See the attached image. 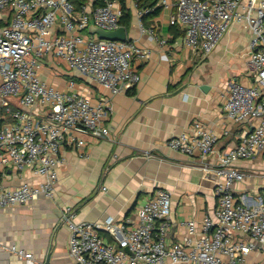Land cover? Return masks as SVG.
<instances>
[{
  "label": "built area",
  "instance_id": "1",
  "mask_svg": "<svg viewBox=\"0 0 264 264\" xmlns=\"http://www.w3.org/2000/svg\"><path fill=\"white\" fill-rule=\"evenodd\" d=\"M98 1L80 5L75 0H0V12L12 15L9 24L0 27V111L4 108L12 118L0 127V172L31 170L44 177L37 184L22 182L15 187L0 180V208L22 206L41 195L54 199L57 168L65 162L59 156L62 142L82 150L85 142L74 132L96 139L110 134L105 120L111 103L94 104L84 95L48 84L41 76L45 57L53 55L70 71L101 84L113 95L140 80L131 61L147 58L148 50L129 39H101L89 32L92 25L106 31L121 26V4L103 0V6H95ZM134 7L140 32L153 34L143 19L155 7L139 9L136 3ZM235 22L252 33L247 66L255 85L229 80L224 114L236 123H249L251 130L225 151L216 149L218 135L200 121L168 141L175 151L190 157L199 154L202 171L213 175L217 200L213 213L200 222H183L182 233H176L173 241L171 193L166 189H156L138 207L135 219L122 222L113 217L76 222L67 207L63 219L70 232L69 253L77 264H264V186L256 194L240 193L234 187L255 177L264 180V0H177L170 19L171 25L184 31L185 44L204 57ZM209 155H216L215 164L204 161ZM258 158L263 162L261 169L238 166ZM0 248L20 260L34 261L32 253L16 245Z\"/></svg>",
  "mask_w": 264,
  "mask_h": 264
},
{
  "label": "crops",
  "instance_id": "2",
  "mask_svg": "<svg viewBox=\"0 0 264 264\" xmlns=\"http://www.w3.org/2000/svg\"><path fill=\"white\" fill-rule=\"evenodd\" d=\"M176 1L160 0L157 7H162L161 13L143 19L144 25L154 30L150 34L140 32L135 2L127 0L133 16L130 27H125L127 39L148 50L149 55L132 59L131 67L140 80L123 93L113 95L101 84L70 71L53 55L44 58L41 76L48 84L84 95L94 104L102 100L111 103L112 111L105 120L110 134L96 139L74 132L85 142L82 150L62 142L59 156L65 162L57 168L54 199L41 195L22 206L0 208V246L16 245L34 255L33 263H28L0 248V264H77L69 253L70 232L63 219L67 207L76 222L108 217L122 222L135 219L138 207L156 189H166L172 202L169 221L176 226L173 241L176 233H182L183 222H200L213 213L217 201L213 175L202 171L199 154L190 157L175 151L168 141L200 121L218 135L216 149L225 151L237 144L243 132L251 130L249 123L228 119L224 105L229 80L255 85L247 66L252 33L235 22L215 50L204 57L185 44L180 27L172 28L170 19L176 13ZM11 18L9 11L0 12V27L9 24ZM11 120L3 108L0 127ZM204 161L215 164L217 157L209 155ZM238 166L243 170L261 169L263 162L261 158L244 160ZM0 180L15 187L22 182L37 184L44 177L31 170L20 174L6 169L0 172ZM262 186L264 180L258 177L234 185L237 192L252 194ZM101 234L108 238L106 232Z\"/></svg>",
  "mask_w": 264,
  "mask_h": 264
},
{
  "label": "trees",
  "instance_id": "3",
  "mask_svg": "<svg viewBox=\"0 0 264 264\" xmlns=\"http://www.w3.org/2000/svg\"><path fill=\"white\" fill-rule=\"evenodd\" d=\"M77 2V4H84L87 0H75ZM118 2L121 3L122 7H123V12H124V15L123 17L121 18L120 20V24L126 28H129L131 23H132V12L131 10L127 7V0H117ZM139 9H144V8H148V7H155L154 10L149 13L148 15H146L144 17V19H146L147 17H156L158 16L161 11H162V7L158 6L157 7V3L160 1V0H133ZM104 3H103V0H99L98 3H96L95 6H103ZM172 28L176 29L178 28L179 29V26H176V25H172ZM180 37L184 35V32L183 31H180ZM176 36V34H175Z\"/></svg>",
  "mask_w": 264,
  "mask_h": 264
},
{
  "label": "water",
  "instance_id": "4",
  "mask_svg": "<svg viewBox=\"0 0 264 264\" xmlns=\"http://www.w3.org/2000/svg\"><path fill=\"white\" fill-rule=\"evenodd\" d=\"M89 32L92 34H98V36L101 39L119 40V41H125L127 39L126 29L123 26H120L116 30L106 31V30H102V29L97 28L96 26L92 25L89 28ZM175 229H176V226L173 225L172 234H173Z\"/></svg>",
  "mask_w": 264,
  "mask_h": 264
}]
</instances>
